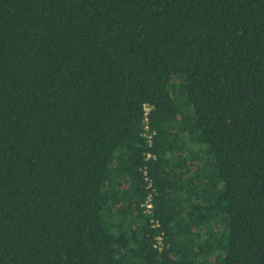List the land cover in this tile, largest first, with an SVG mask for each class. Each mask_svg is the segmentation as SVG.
<instances>
[{
	"label": "trees",
	"instance_id": "trees-1",
	"mask_svg": "<svg viewBox=\"0 0 264 264\" xmlns=\"http://www.w3.org/2000/svg\"><path fill=\"white\" fill-rule=\"evenodd\" d=\"M0 264H264V0H0Z\"/></svg>",
	"mask_w": 264,
	"mask_h": 264
},
{
	"label": "built area",
	"instance_id": "built-area-1",
	"mask_svg": "<svg viewBox=\"0 0 264 264\" xmlns=\"http://www.w3.org/2000/svg\"><path fill=\"white\" fill-rule=\"evenodd\" d=\"M147 112V110H145Z\"/></svg>",
	"mask_w": 264,
	"mask_h": 264
}]
</instances>
